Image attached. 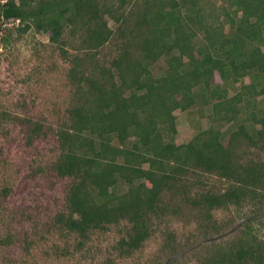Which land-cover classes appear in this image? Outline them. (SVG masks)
Masks as SVG:
<instances>
[{"label":"trees","instance_id":"1","mask_svg":"<svg viewBox=\"0 0 264 264\" xmlns=\"http://www.w3.org/2000/svg\"><path fill=\"white\" fill-rule=\"evenodd\" d=\"M198 1L0 3V34L3 22L18 18L17 30L50 31L62 53L64 31L79 36L77 52L69 57L75 98L57 131L60 153L53 165L57 175L70 178L66 211L56 218L68 231L88 237L124 220L120 248L127 254L151 235L152 223L174 199L209 219L214 209L239 207L262 195L264 158H249L247 150L264 152V114L250 106L253 90L264 94V84L252 88L264 76L257 44L264 45V0H227L233 9L226 8L221 20ZM199 32L204 40L196 44ZM105 47L112 52L103 59ZM162 58L166 68L155 75L151 65ZM215 73L221 83H214ZM248 74L252 84L229 95L227 86ZM198 99L210 105L218 122L176 144L173 111ZM41 131V124L28 123L30 137ZM198 172L216 175L225 186L200 188ZM257 204L254 215L264 201ZM253 222L246 220L240 236L211 249L201 264H264V239L250 231Z\"/></svg>","mask_w":264,"mask_h":264},{"label":"rangeland","instance_id":"2","mask_svg":"<svg viewBox=\"0 0 264 264\" xmlns=\"http://www.w3.org/2000/svg\"><path fill=\"white\" fill-rule=\"evenodd\" d=\"M198 3L218 20L226 8L233 9L227 0ZM108 24L113 26L111 19ZM222 32H227V25ZM0 36L6 39L0 43V264H167L176 257L179 259L174 264H201L211 249L240 236V228L251 219L250 231L257 239H264V217L249 219L255 214L254 206L260 199L264 201V191L242 206L212 210L209 219L174 199L164 215L152 223L151 235L127 254L120 248L124 220L105 230L94 229L88 237L64 228L56 218L66 211L70 178L57 175L53 165L60 153L57 131L65 125L67 108L75 98L69 57L77 52L74 47L79 45V36L64 31L61 40L66 53L61 52L60 43L51 40L50 31L35 27H4ZM199 39L204 40L201 32L196 44ZM257 44L264 53V45ZM111 52L112 47H105L100 55L104 59ZM151 66L158 75L166 68V61L162 58ZM214 83H221L217 73ZM249 83L251 74L227 86L228 94ZM263 84L264 76L259 75L252 88L259 89ZM252 93V110L264 114V94ZM200 102L198 99L186 110L173 111L176 144L189 141L211 124L216 126L218 120L212 119L210 105ZM29 122L42 125L37 136H29ZM247 156L264 158V152L250 147ZM197 174L202 181L200 188L217 190L225 186L216 175ZM263 211L264 205L259 212Z\"/></svg>","mask_w":264,"mask_h":264},{"label":"built area","instance_id":"3","mask_svg":"<svg viewBox=\"0 0 264 264\" xmlns=\"http://www.w3.org/2000/svg\"><path fill=\"white\" fill-rule=\"evenodd\" d=\"M20 23V19L8 20L3 22V27H12L13 25H18Z\"/></svg>","mask_w":264,"mask_h":264},{"label":"water","instance_id":"4","mask_svg":"<svg viewBox=\"0 0 264 264\" xmlns=\"http://www.w3.org/2000/svg\"><path fill=\"white\" fill-rule=\"evenodd\" d=\"M262 217H264V211L261 212V213H258V214H256V215H254V216H252V217H250V218H255V219H257V218H262Z\"/></svg>","mask_w":264,"mask_h":264}]
</instances>
